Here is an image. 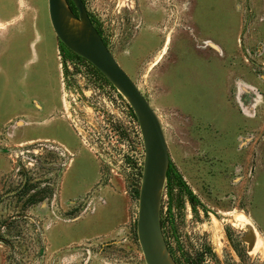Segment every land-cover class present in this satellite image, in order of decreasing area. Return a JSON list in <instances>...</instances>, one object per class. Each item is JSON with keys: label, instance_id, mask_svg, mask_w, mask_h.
<instances>
[{"label": "rangeland", "instance_id": "1", "mask_svg": "<svg viewBox=\"0 0 264 264\" xmlns=\"http://www.w3.org/2000/svg\"><path fill=\"white\" fill-rule=\"evenodd\" d=\"M82 3L198 201L163 182L171 264H264V0ZM142 157L126 100L60 56L46 0H0V264H144Z\"/></svg>", "mask_w": 264, "mask_h": 264}, {"label": "water", "instance_id": "2", "mask_svg": "<svg viewBox=\"0 0 264 264\" xmlns=\"http://www.w3.org/2000/svg\"><path fill=\"white\" fill-rule=\"evenodd\" d=\"M46 0L54 36L69 52L90 64L122 96L131 109L141 139L143 157L137 192L135 235L144 264H171L159 222L160 194L169 163L160 123L128 75L118 66L90 22L82 0Z\"/></svg>", "mask_w": 264, "mask_h": 264}, {"label": "trees", "instance_id": "3", "mask_svg": "<svg viewBox=\"0 0 264 264\" xmlns=\"http://www.w3.org/2000/svg\"><path fill=\"white\" fill-rule=\"evenodd\" d=\"M69 5L71 3L69 0H66ZM71 7H73L71 5ZM58 49H59V54L62 57L63 60H71V59H76V60H81L84 61L83 59L79 58L78 56L72 54L69 52L63 45H61L58 42ZM165 189H166V194H168V191L171 186H174L179 193L183 194L186 196L187 201L191 206H194L198 204L197 199L195 196L191 193V191L188 189L187 185L184 183L182 177L180 174L177 172V170L174 168V166L169 162L166 173H165Z\"/></svg>", "mask_w": 264, "mask_h": 264}, {"label": "bare ground", "instance_id": "4", "mask_svg": "<svg viewBox=\"0 0 264 264\" xmlns=\"http://www.w3.org/2000/svg\"><path fill=\"white\" fill-rule=\"evenodd\" d=\"M249 228V227H248ZM252 230V229H251ZM250 231V230H249ZM259 239V238H258ZM252 242H254V239H253V237H252V240L251 241H249V243H250V246L252 247V245H253V243Z\"/></svg>", "mask_w": 264, "mask_h": 264}, {"label": "flooded vegetation", "instance_id": "5", "mask_svg": "<svg viewBox=\"0 0 264 264\" xmlns=\"http://www.w3.org/2000/svg\"><path fill=\"white\" fill-rule=\"evenodd\" d=\"M73 8V7H72ZM74 9V8H73ZM72 13L74 14V15H76V12H75V10H73L72 11ZM88 18H89V16H88ZM89 20H90V18H89ZM90 22H91V20H90ZM92 23V22H91ZM94 27V26H93ZM96 30V29H95ZM98 33V32H97ZM99 35V34H98Z\"/></svg>", "mask_w": 264, "mask_h": 264}]
</instances>
